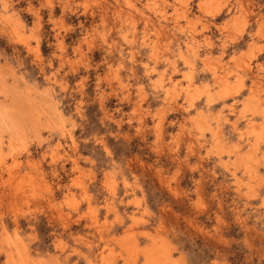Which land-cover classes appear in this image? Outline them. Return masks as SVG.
Here are the masks:
<instances>
[{
	"label": "rangeland",
	"instance_id": "1",
	"mask_svg": "<svg viewBox=\"0 0 264 264\" xmlns=\"http://www.w3.org/2000/svg\"><path fill=\"white\" fill-rule=\"evenodd\" d=\"M3 106L0 264H264V0H0Z\"/></svg>",
	"mask_w": 264,
	"mask_h": 264
},
{
	"label": "bare ground",
	"instance_id": "2",
	"mask_svg": "<svg viewBox=\"0 0 264 264\" xmlns=\"http://www.w3.org/2000/svg\"><path fill=\"white\" fill-rule=\"evenodd\" d=\"M165 3V2H164ZM213 5V4H212ZM211 8V7H210ZM214 10H216V8L214 9ZM203 14V13H202ZM206 14V13H205ZM237 21V20H236ZM235 22V21H234ZM211 23V22H210ZM236 26H237V24H236ZM232 28V27H231ZM227 29V28H226ZM234 29V28H233ZM20 40V39H19ZM161 46V45H160ZM234 60V59H233ZM236 62V61H235ZM248 63V62H247ZM192 65V64H191ZM247 68H249V67H247ZM215 79H216V83L219 85V86H222L223 87V91H228L229 92V90H231L227 85L228 84H225V83H227L226 82V80L225 79H223V78H219V77H217V76H215ZM190 81V80H189ZM175 82V81H174ZM190 84H191V82H190ZM238 87H239V85H238ZM240 88H241V85H240ZM240 88H237V91L235 92V93H232L231 91V93H229V96H233V94H237L238 95V93H239V91L241 90ZM243 89V88H242ZM171 90V89H170ZM222 90V89H221ZM7 92V91H6ZM12 93H13V91H12ZM12 93H10V96H13L12 95ZM9 94V93H8ZM180 95V94H179ZM227 95V94H226ZM195 96V95H194ZM14 97V96H13ZM192 97V96H191ZM253 97H255V96H253ZM224 98V97H223ZM257 98V97H256ZM255 98V99H256ZM227 99V98H226ZM33 100V99H32ZM220 100V99H219ZM224 100V99H223ZM222 100V101H223ZM225 101V100H224ZM262 103H263V101H262ZM261 105V104H260ZM8 108V107H7ZM12 108V107H11ZM192 108V107H191ZM13 109V108H12ZM11 111V110H10ZM12 111H14V110H12ZM11 111V112H12ZM16 111V110H15ZM18 112V111H17ZM16 112V113H17ZM12 113H15V112H12ZM11 113V114H12ZM239 113V112H238ZM251 115V114H250ZM11 116H10V114H9V112L6 110V109H4V106H3V108H1L0 107V131H1V129L2 128H4L5 130L7 129V128H12L13 127V125H12V122L13 121H11V118H10ZM13 120H14V118H13ZM17 122V121H16ZM15 122V123H16ZM198 122V121H197ZM251 123H252V121H251ZM183 124V123H182ZM17 125V124H16ZM249 125H251V124H249ZM12 126V127H11ZM252 127H253V125H251ZM14 128V129H13ZM12 129L13 130H17V132H16V130L14 131V133H13V135H12V137H11V139H12V141H13V143H17V142H20L21 143V141L23 140L22 139V137H21V133H20V131H18V130H20L19 129V127H18V129L16 128V127H13ZM233 128L236 130V131H238L239 130V128H238V126H237V123H234L233 124ZM253 130V129H252ZM10 131H12V130H10ZM256 131H258V130H256ZM184 132V131H183ZM257 133V132H256ZM220 134H221V131H220V129H217V131H216V133L214 134V136L217 138V139H219L220 138ZM238 134L240 135V137H243L244 136V133H242V132H240L239 133V131H238ZM253 134V133H252ZM189 136H190V133H189ZM257 136H259V138H261V136H262V132L261 131H259V134H257ZM191 137V136H190ZM245 137V136H244ZM24 138V137H23ZM223 140V139H222ZM24 142V141H23ZM22 142V143H23ZM222 142V141H221ZM0 143H1V141H0ZM12 143V142H11ZM25 143V142H24ZM13 145V144H12ZM22 145V144H21ZM218 147V146H217ZM255 147V146H254ZM251 150H253V149H251ZM191 152H193V151H191ZM251 165V164H250ZM15 167V166H14ZM12 169V168H11ZM107 179V178H106ZM20 180V179H19ZM21 181V180H20ZM110 181V180H109ZM29 182H31V181H29ZM21 184V183H20ZM226 185V184H225ZM43 186V185H42ZM32 187V186H31ZM34 188V187H33ZM40 188V187H39ZM38 189V188H37ZM15 190V189H14ZM24 191V190H23ZM36 191V190H35ZM17 192V191H16ZM16 194V193H15ZM18 195V194H17ZM35 195V194H34ZM15 196V195H14ZM36 197V196H35ZM42 197V196H41ZM113 204V203H112ZM108 209V208H107ZM143 218V217H142ZM133 227V226H132ZM157 231H159V230H157ZM156 233V232H155ZM131 236V235H130ZM134 247H135V245L134 244H132V245H130V246H127V250L129 251V253L130 254H132V255H130V256H132L131 257V259H132V261H134V259L133 258H136L137 257V255L134 257V255L136 254V250L134 249ZM120 254V253H119ZM144 254V256H145V259H146V264H176V263H173L172 261H171V258H170V252L168 251V249H167V247L166 246H159V247H154L153 249H150V250H148V251H146V252H144L143 253ZM127 255V254H126ZM56 261V260H55ZM103 262V261H102ZM144 262V261H143ZM179 264H182V263H179Z\"/></svg>",
	"mask_w": 264,
	"mask_h": 264
}]
</instances>
